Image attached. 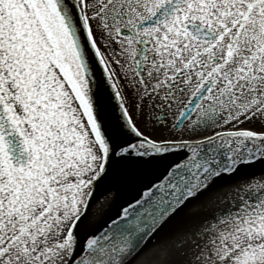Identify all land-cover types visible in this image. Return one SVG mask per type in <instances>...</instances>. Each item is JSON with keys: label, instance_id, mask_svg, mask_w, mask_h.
Instances as JSON below:
<instances>
[{"label": "snow or ice", "instance_id": "6c2138e0", "mask_svg": "<svg viewBox=\"0 0 264 264\" xmlns=\"http://www.w3.org/2000/svg\"><path fill=\"white\" fill-rule=\"evenodd\" d=\"M0 264H264V0H0Z\"/></svg>", "mask_w": 264, "mask_h": 264}]
</instances>
